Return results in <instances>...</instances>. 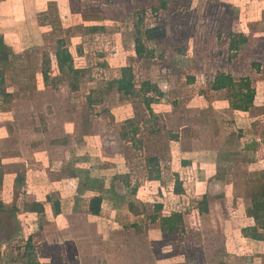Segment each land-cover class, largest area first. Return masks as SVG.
Instances as JSON below:
<instances>
[{
  "label": "rangeland",
  "instance_id": "rangeland-1",
  "mask_svg": "<svg viewBox=\"0 0 264 264\" xmlns=\"http://www.w3.org/2000/svg\"><path fill=\"white\" fill-rule=\"evenodd\" d=\"M3 1L0 41L11 53L0 63L5 77L0 88V197L5 204L0 211V225L5 224L0 264H27L30 257L36 264H264V240L240 234L247 222L232 207L240 198L250 204L264 179V0H33V12L29 4L22 5L25 0L14 5ZM4 6L11 9L4 13ZM137 23L143 33L155 28L142 34L149 54L135 52ZM95 25L100 29L91 30ZM233 34H247L249 41L231 52ZM59 39L74 65L88 70L79 90L62 80L54 85L55 80L43 79V54L54 59ZM253 62L260 64L261 75ZM124 65L133 66L137 85L149 79L168 93L156 106L165 126L158 136L142 126L148 117L142 101L123 99L108 86ZM217 71L234 74L236 80L250 76L262 98L246 113L230 108L226 93L210 91ZM59 73L54 60L51 76ZM189 74L196 83H188ZM168 129L180 132V144L170 143ZM90 131L87 138L93 145L85 140ZM218 152L220 163L230 164L223 173L231 184L230 197L208 194L209 204L217 208L201 212L193 195L170 193L173 175L168 168H181L183 157L203 162L198 160ZM154 154L165 173L161 182H146L141 168ZM98 159L125 162L127 170H137L131 180L141 189L138 198L129 200L132 220L124 214L117 220L93 214L84 200L67 204L58 184H52L69 166L85 170ZM199 166L204 165L182 170L191 176ZM19 174L24 181L17 184ZM33 198L45 202V211L18 214ZM159 200L167 209L185 208L183 231L166 233L160 220L149 221ZM224 200L227 208L219 210ZM122 205L126 209V200ZM167 209L159 214H168ZM227 216L231 222L223 221ZM19 217L28 225L37 222L34 229H23L22 237L15 234ZM32 230L33 258L24 255Z\"/></svg>",
  "mask_w": 264,
  "mask_h": 264
},
{
  "label": "crops",
  "instance_id": "crops-1",
  "mask_svg": "<svg viewBox=\"0 0 264 264\" xmlns=\"http://www.w3.org/2000/svg\"><path fill=\"white\" fill-rule=\"evenodd\" d=\"M2 1L0 0V20L2 19L1 10H2V5L4 3V1L3 2ZM32 1L33 0H28V2H27V0H25L22 4L24 6L29 4L30 6L28 9L30 12H33L32 6H33L34 2H32ZM10 2H12V4L14 5L16 0L7 1V3H10ZM6 6H4V9H3L4 13L11 9V7H9V9H7ZM28 9L26 11H28ZM20 12L22 13V11H20ZM248 41H249V37H248ZM257 74L261 75V72L260 73L257 72ZM232 75L234 76V74H232ZM188 76H195V75L189 74ZM188 76H187V78H188ZM145 80H149V79H145ZM141 82H140V84H141ZM152 82L156 83L154 81H152ZM188 83L190 85H192V84L196 83V80L188 81ZM140 84L137 85V87H139ZM156 84L160 88L161 92H163V94H164V96L161 98V100H159V102L154 103L152 105L153 110L156 113L157 117L151 116L150 112L148 111V109L144 105V107L148 113V117H146L142 122V126L145 129V131L152 136H158L160 134V132H162L163 128H165L164 124L160 125V122L163 120L161 118L162 114H161V111L156 108V106H159L162 102V99L165 98L166 95H168V93L165 90H163V88H161L158 83H156ZM209 88H210V91H212L214 93H223V92L226 93L227 94V96H226L227 105L230 108H232L230 105L229 99H228V92L226 89H218V90L212 89L211 88V81L209 84ZM261 95H262V91H259L258 88H256V97H255V101H254L253 106H255L258 103V101L260 100V98H262ZM173 103H174V105L180 104V102L179 101L177 102L176 100H174ZM172 111H173V109H172ZM236 111L243 112V113L248 112V111H241V110H236ZM154 130H157V132H153ZM135 131L139 132L138 129H136ZM168 132H169L170 143L180 144L182 142V136H181L180 132L174 131V130H169V129H168ZM171 132L179 134V138L178 139H172L170 137ZM90 133H91V131L86 133L87 135H86L85 140L88 142V144L93 145L91 140H89V138H87L91 135ZM216 155H222V153L218 152V154H215L214 157L209 156V157H206L205 159L198 160V161H203V162H197L190 157H183L180 160L181 168H177V169L168 168L167 170H169L171 172V174L173 175V185H172L170 193L172 195H175L176 197L177 196L180 197L181 195H183V192L187 193L185 195V197L186 196L191 197L193 195V197L198 199L197 203H200L202 205V207L200 209L201 212H208V210H210L212 212L213 209L217 208V205H215V208H214L213 204H209V201H210L209 195H211V197L216 198V196L220 192H225V196L227 197L229 195L228 197H230L229 190L231 188V184L227 183V178H228L227 174H223V173H226L225 171L230 166V164L220 163V161H222V160H220V158L218 159L217 158L218 156H216ZM152 156L157 157L158 161H153L150 163L149 159L147 160V158H146V162H145L144 166L141 168L142 172H143L142 174L145 176L144 178H145L146 182H153V181L161 182L163 174L165 173L164 169H163V165H162V160H161L160 156L157 154H154ZM223 159H224L223 161H225V162L227 161L230 163V160H231L230 158H228L227 160H226V158H223ZM186 161L188 163H184ZM194 163H202L204 166H202V167L199 166V168H197L198 170L196 169L197 171L192 172L193 174L191 176H188L187 173L182 170V168L187 169L189 167H193ZM126 166L127 165L125 162L109 163V162H105L103 159H98V162H94L90 165H86L85 170L83 168H80V167L73 168V166H69L70 170H68V172H66L63 175L61 174L59 176V178L53 179L52 184H58V186H59L58 191L60 192L61 197L64 199V201L67 204H70L72 206L73 205L77 206V205H80L81 202H83V200H84L85 206L87 207V205H88V207H89L90 200L92 198H94L95 196H101L102 197L101 213L104 215L106 213V215H105L106 218L111 219V220L112 219L117 220V218H118L117 216L121 217L124 214V216H126V220H132L134 215H133V211H131V208L128 204H130L132 202L129 200L133 199V197L138 198L137 195L139 194V191L141 189V186H140L141 184L131 180L132 176L136 175L137 170L136 171L127 170ZM108 170H110V173L106 174V173H108L107 172ZM41 171L43 172V170H41ZM150 173H152L153 175L159 174L160 178L159 179L154 178V177L149 178L148 175ZM197 173L198 174L201 173V174L196 176ZM176 174H179L180 180H182V188L183 189L179 193L174 191ZM116 175H121L122 177L114 179V176H116ZM136 180H138V179H136ZM140 180L141 179H139L138 181H140ZM187 183L190 185H193L194 187L190 188V189H186L185 185ZM161 190H162V186L160 185V188H158V192L159 191L161 192ZM81 191H83L82 194H80ZM204 196H207V209L206 210H205L206 206L202 202V199ZM1 200H2V198H1ZM34 200L42 202L44 204L45 209H46V204L41 198H39V199L35 198ZM125 200L127 202L126 209H122L123 208L122 204ZM240 200L242 202L241 198H240ZM240 200L233 201L234 205L232 207L235 208L236 212L238 213V216L236 214V217L237 218H243L245 220V222H247V224H245L243 227L253 225L254 221H253L252 217H249L246 213V209L249 206L248 205L249 203L244 202V201L241 203ZM118 202H120V208H118ZM158 203H161L163 205V209H167V205L165 204V202L163 200H159ZM178 203H180V202H177L176 205H181ZM225 203H226V200L221 202V205H219V207H220L219 210H221V209L224 210L227 208ZM18 207H19V205H18ZM153 207H154V205H153ZM19 209L20 210L18 211V214H20L21 212L23 214H26V213L27 214H35V213H37V212L26 211L24 209V205L22 208L19 207ZM167 210H169L168 214L171 213L172 211H178V212H181L183 214V218H185V216H186V213L184 211L185 210L184 207L183 208L172 207V209H167ZM154 212L156 213L155 209H154ZM214 212H215L214 214H216L217 211L214 210ZM215 216H217V215H215ZM149 221H151L150 217H149ZM158 221H159V219H157L156 222H158ZM213 221L216 222V218L213 219ZM223 221L226 223L231 222L229 219V216L224 217ZM156 222H153V223H156ZM184 223H185V219H184ZM35 225H37V222L33 221V222L29 223V225H28V224H25L22 221V218L19 217L16 220V228L17 229H16L15 234L18 236H21L23 231L26 230V228H27V231H29V226L34 229ZM3 226L5 227V224L0 225V233L2 232ZM35 230H37V228ZM35 230L27 232L28 233V235L26 236L27 242H28V238L30 235H32V240H33V233L32 232ZM240 234L243 236L241 231H240ZM243 237L247 238L245 236H243ZM1 241H3V240H0V246H2ZM32 243H33V241H31V244ZM33 248H34L33 250L32 249L29 250V249H26V247H25V249H26V251L24 252L25 257H29L30 255H32V258H33L35 256V254H36L35 247H33ZM0 250H1V248H0ZM0 256H1V251H0ZM29 261L30 262H28L27 264H36V261H33V259H31V257H30Z\"/></svg>",
  "mask_w": 264,
  "mask_h": 264
},
{
  "label": "trees",
  "instance_id": "trees-1",
  "mask_svg": "<svg viewBox=\"0 0 264 264\" xmlns=\"http://www.w3.org/2000/svg\"><path fill=\"white\" fill-rule=\"evenodd\" d=\"M142 18H140V23ZM138 23L136 24L134 45L135 52L141 56L149 54L150 50L143 40V35L149 31L154 30L155 28H147L143 33ZM100 29L99 26H92L91 30L97 31ZM142 32V33H141ZM248 43V36L246 34L229 35L228 48L231 52L240 50L242 46ZM80 52L81 49H80ZM10 49L3 42L0 41V63L5 62L10 57ZM42 60V75L43 79L47 82H53L56 85L57 80L64 81L73 91L79 90L81 80L87 74V69L85 67H78L74 65V60L72 54L69 51L68 46L66 45L63 39L57 41V48L54 51V59H52L51 54L45 52ZM54 60L57 64L59 74L51 76V68L54 63ZM252 65L256 68V71H259L260 64L253 62ZM188 81L196 80L195 76H188ZM5 82L4 71L0 68V88L3 87ZM109 88H115L117 92L123 99L137 98L141 100L145 107L150 112L151 116H156V113L153 110L152 105L159 102L164 96L160 88L156 83H153L151 80H143L139 87H137L135 81V73L132 65H125L120 68V76L114 78L108 82ZM211 88L214 90L226 89L228 92V99L230 105L235 110L249 111V109L254 105L256 97V88L252 84V80L249 76L241 77L236 80L235 77L224 71H217L211 80ZM3 95H7V92H1ZM88 99L93 102L92 95H89ZM157 117V116H156ZM153 132H157L154 130ZM172 139H178L179 134L172 133L170 134ZM158 161L157 157L150 156L149 162ZM184 163H188L187 161ZM3 174H0V184L3 180ZM121 175L114 176V179L121 178ZM149 178H160L159 174L148 175ZM24 181V176L18 175L16 177V182L19 184ZM182 180H180L179 174H176L174 191L179 193L182 190ZM202 202L205 204V210L207 209V196H204ZM101 204L102 197L95 196L90 200V211L93 214H101ZM5 208V204L0 198V210ZM156 213L151 214L149 217L152 222H156L157 219L160 220L161 229L163 232L176 234L184 229V218L183 214L178 211H172L169 214L160 215L159 211H162L163 205L156 202L154 204ZM24 209L26 211L43 213L45 211L44 204L40 201H31L24 204ZM246 213L249 217H252L254 223L253 225L243 227L241 229L243 236L253 238L255 240H264V179L261 180L257 188L253 191L251 196V202L246 209ZM32 235L29 236L28 242L26 243V249H34L31 244Z\"/></svg>",
  "mask_w": 264,
  "mask_h": 264
}]
</instances>
